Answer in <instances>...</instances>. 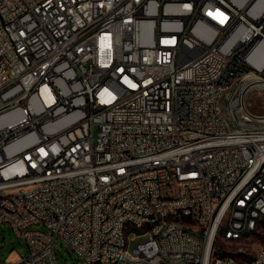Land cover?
<instances>
[{
  "label": "built area",
  "instance_id": "built-area-1",
  "mask_svg": "<svg viewBox=\"0 0 264 264\" xmlns=\"http://www.w3.org/2000/svg\"><path fill=\"white\" fill-rule=\"evenodd\" d=\"M263 41L264 0H0V222L28 244L1 264H60L56 239L81 264H238L216 243L264 217V118L232 92Z\"/></svg>",
  "mask_w": 264,
  "mask_h": 264
},
{
  "label": "rangeland",
  "instance_id": "rangeland-1",
  "mask_svg": "<svg viewBox=\"0 0 264 264\" xmlns=\"http://www.w3.org/2000/svg\"><path fill=\"white\" fill-rule=\"evenodd\" d=\"M263 85L264 82L260 84L253 83V80L246 75L241 81L242 89L245 92V102L247 106L253 113L262 118H264ZM226 103L227 101L224 99V106ZM258 226L259 228L257 231L240 239H234L233 241L227 242V239L224 236H219L216 248L221 250L220 253H228L239 263H244L246 260L253 258L254 255L261 252V247L264 244V218L259 222ZM31 228L47 230L43 223L34 224ZM145 238L146 236L144 235H138V230H136V235L135 233H130L131 248H133L135 243L140 242ZM54 247L60 264H81L80 257L66 243L56 239L54 241ZM27 255L28 244L26 238L23 235H19L15 229L9 226L8 223L0 222V264L8 258H10V261L12 262H17L22 256Z\"/></svg>",
  "mask_w": 264,
  "mask_h": 264
},
{
  "label": "bare ground",
  "instance_id": "bare-ground-1",
  "mask_svg": "<svg viewBox=\"0 0 264 264\" xmlns=\"http://www.w3.org/2000/svg\"><path fill=\"white\" fill-rule=\"evenodd\" d=\"M260 48H262L263 55L254 53L251 59H252L253 64L259 70L264 72V41L262 42ZM263 75L264 74L260 75L255 72H249L246 76H249V78L253 80V83L260 84L264 82ZM0 79H1V72H0ZM242 86L241 84H237V92H232V106L241 105V94H245V92L242 89ZM243 112L251 113V110L247 106L245 99L243 101ZM258 165H264V157L258 158ZM2 199L11 200L12 192H1L0 206L2 203ZM258 204H260V196L251 197V206H258ZM236 205H239V196H230L228 206H218V214H226L228 213V210H235ZM183 212H184V205H175V214H183ZM263 218L264 217L258 218V225H259V222ZM191 219L199 220V211H191ZM151 224H152V217H144V225H151ZM126 225H128L132 229H135V228L139 229V220L137 219V217H126ZM230 230H231V223H220L219 234L228 235L230 233ZM255 231H256V227H249L248 231H245V233H234V239H240L244 236H248L249 234ZM138 235H144V230H138ZM225 238L227 239V237ZM195 239L198 240L200 244V248H208V241H214V232H207V236L204 232H195ZM156 241L157 243H164V233H157ZM129 246H130V233H124L121 239V248H128ZM260 255H261V252L254 255V257L251 259L257 258V256H260ZM216 258H223V252L220 253V251H216ZM209 264H218V261H211L209 262ZM238 264H246V261L244 263L238 262Z\"/></svg>",
  "mask_w": 264,
  "mask_h": 264
}]
</instances>
